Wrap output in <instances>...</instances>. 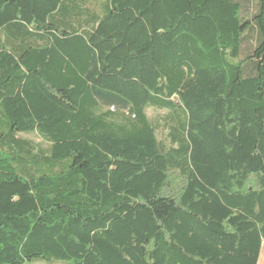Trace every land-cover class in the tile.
Wrapping results in <instances>:
<instances>
[{"label": "trees", "instance_id": "16d2710c", "mask_svg": "<svg viewBox=\"0 0 264 264\" xmlns=\"http://www.w3.org/2000/svg\"><path fill=\"white\" fill-rule=\"evenodd\" d=\"M263 244L264 0H0V264Z\"/></svg>", "mask_w": 264, "mask_h": 264}, {"label": "rangeland", "instance_id": "374dc122", "mask_svg": "<svg viewBox=\"0 0 264 264\" xmlns=\"http://www.w3.org/2000/svg\"><path fill=\"white\" fill-rule=\"evenodd\" d=\"M151 115L153 117H155L154 114H151ZM24 137L27 138V139L34 140L37 143H40L42 141V139L37 134L25 135ZM173 184H174L175 187L178 184V181L175 178H173ZM27 264H68V263H62V262H57V261L46 262V261L38 260V261H33V262L27 263ZM259 264H264V244H263V250H262V254H261V258H260Z\"/></svg>", "mask_w": 264, "mask_h": 264}]
</instances>
